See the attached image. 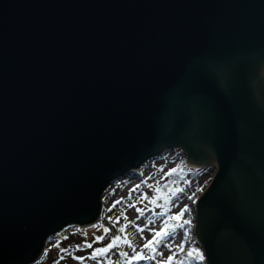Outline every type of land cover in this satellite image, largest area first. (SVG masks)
Returning <instances> with one entry per match:
<instances>
[{
  "label": "water",
  "instance_id": "obj_1",
  "mask_svg": "<svg viewBox=\"0 0 264 264\" xmlns=\"http://www.w3.org/2000/svg\"><path fill=\"white\" fill-rule=\"evenodd\" d=\"M167 149L216 167L206 264H264V0H0V264Z\"/></svg>",
  "mask_w": 264,
  "mask_h": 264
},
{
  "label": "rangeland",
  "instance_id": "obj_2",
  "mask_svg": "<svg viewBox=\"0 0 264 264\" xmlns=\"http://www.w3.org/2000/svg\"><path fill=\"white\" fill-rule=\"evenodd\" d=\"M184 161H188L186 153L180 149H167L159 157L148 161L139 170L134 171L133 175L113 182L102 197V212L93 224L96 227L73 225L51 236L46 241L42 255L34 264H125L124 258L118 255L120 251L131 254V249L125 245H118L116 249L108 253L106 257L109 261L108 259L105 261L104 258L92 259V256L98 248L111 243L115 236L127 238L139 250L143 245L144 237L150 239L154 228L163 226L169 216L175 215L184 207L189 210L184 213L183 220L190 223L183 224L181 221L172 227L169 221L173 232V239L169 243L174 245L185 242L186 250L197 248L203 251L196 232V205L210 187L216 174V167H205L206 172L198 178L188 177L180 184L179 197L174 201L171 196L166 198L162 193L160 194L161 188L169 181V173L176 170ZM143 196H147L148 199H142ZM189 196L193 199L189 200ZM157 197L160 200L157 199L155 204L150 202ZM165 199H168L169 203H166ZM121 227L125 228V232L118 231ZM104 228H109V233H105ZM139 228H143L144 233H140ZM97 237H103V241H98ZM89 243L92 244V248L85 249L84 247H87ZM161 250L168 255L167 249L161 248ZM76 257H83V259L77 260ZM139 264H155V262L141 261ZM190 264H197V262L191 261Z\"/></svg>",
  "mask_w": 264,
  "mask_h": 264
},
{
  "label": "snow or ice",
  "instance_id": "obj_3",
  "mask_svg": "<svg viewBox=\"0 0 264 264\" xmlns=\"http://www.w3.org/2000/svg\"><path fill=\"white\" fill-rule=\"evenodd\" d=\"M175 171V170H173ZM171 175V173H169ZM139 187V185L137 186ZM203 191V189H199ZM142 199L147 200V196H143ZM159 197L152 199L150 202L155 204L156 200ZM189 200H192L193 197L189 196ZM111 209H109L110 211ZM189 209L184 207L179 210L175 215L169 216V219L166 220L163 226L154 228L151 232V238L144 237L143 245L141 248H138L127 238H121V236H115L111 243H108L105 247L98 248L92 259L97 257L106 256L108 253L112 252L118 247V245H125L127 248L131 249V254L128 252L120 251L119 256L123 257L125 264H139L141 261H154L155 264H190L191 261H196L197 264H205L207 257L205 253L197 248H193L190 251L186 250L185 242H180L176 244L169 243L173 239V232L170 228L169 221L181 222L183 224H189L190 221L183 220L184 213ZM126 219V218H125ZM119 223V220H117ZM96 227V225H93ZM174 227V225L172 226ZM109 228H104L105 233H109ZM119 232H125V228L121 227L118 229ZM140 233H144L143 228H139ZM98 241L102 242L103 237H97ZM88 248H92V244L87 245ZM161 248L167 249L168 255H165V252ZM146 250V251H145ZM183 256V258H181ZM77 260H82L83 257H76Z\"/></svg>",
  "mask_w": 264,
  "mask_h": 264
},
{
  "label": "trees",
  "instance_id": "obj_4",
  "mask_svg": "<svg viewBox=\"0 0 264 264\" xmlns=\"http://www.w3.org/2000/svg\"><path fill=\"white\" fill-rule=\"evenodd\" d=\"M206 170L207 169H199V170L190 169L189 167H187L186 162L184 161L181 165H179L178 168H176L175 171H173L174 173L172 172L171 175H169L170 176L169 181L161 188L160 194L162 193L166 198L171 196L172 201H174V199L179 197L178 196L179 186L182 182H185L188 179V177L198 178L201 175H203L206 172ZM165 201L166 203H169L168 199H165ZM89 249L90 248H88V250ZM106 256L97 257V259L104 258L105 261H107V259L109 261V258H107ZM102 264H107V263H102Z\"/></svg>",
  "mask_w": 264,
  "mask_h": 264
},
{
  "label": "bare ground",
  "instance_id": "obj_5",
  "mask_svg": "<svg viewBox=\"0 0 264 264\" xmlns=\"http://www.w3.org/2000/svg\"><path fill=\"white\" fill-rule=\"evenodd\" d=\"M193 166H194L195 168H196V167H197V168L200 167V166H198V165H193ZM114 182H115V181H114ZM104 194H105V193H104ZM104 194H103V195H104ZM102 197H103V196H102ZM70 226H73V225H70ZM74 226H78V227H86V226H79V225H74ZM68 227H69V226H68ZM65 229H66V228H65ZM49 238H50V237H49ZM49 238H48V239H49ZM48 239H47V240H48ZM45 244H46V243H45ZM42 253H43V252H42ZM42 253H41V255H42ZM41 255H40V256H41ZM38 259H39V258H38Z\"/></svg>",
  "mask_w": 264,
  "mask_h": 264
}]
</instances>
